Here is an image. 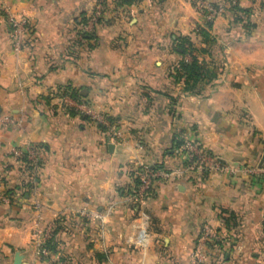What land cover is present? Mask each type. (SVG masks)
<instances>
[{
	"label": "crops",
	"instance_id": "0c3cea01",
	"mask_svg": "<svg viewBox=\"0 0 264 264\" xmlns=\"http://www.w3.org/2000/svg\"><path fill=\"white\" fill-rule=\"evenodd\" d=\"M97 2L14 0V13L30 26L18 52L0 11V115L15 120L0 126V191L9 196L0 201V264H14L17 251L22 263L47 264L50 257L37 255L34 228L58 220L66 229L56 235L54 264L66 246L70 259L87 264H191L203 232L217 227L232 237L226 247L236 244L226 257L210 248L211 264H260L264 176L182 173L157 177L143 200L128 191L139 167L178 168L177 138L197 140L227 163H261L264 2L238 0L253 10L255 27L245 36L230 10L206 20L191 0H104L90 46L75 18L90 15ZM180 37L217 73L199 93L184 92L175 76L180 61L191 60ZM66 86L112 118L123 138L81 115L68 94L73 103L61 107L55 94ZM32 145L41 149L34 173L17 154ZM230 216L236 226L225 230L221 217Z\"/></svg>",
	"mask_w": 264,
	"mask_h": 264
},
{
	"label": "built area",
	"instance_id": "2783aa9c",
	"mask_svg": "<svg viewBox=\"0 0 264 264\" xmlns=\"http://www.w3.org/2000/svg\"><path fill=\"white\" fill-rule=\"evenodd\" d=\"M14 0H0V9L5 14L7 23L9 25L12 39L14 42V49L16 51H20L23 49L25 45L26 38L30 32L29 22L22 16L14 13L12 9V2ZM194 3L197 11L204 15L206 20H213L218 15L227 11L228 7L236 3L238 0H226L223 3L214 4L209 0H191ZM103 13V3L97 2L94 11L92 13V17L89 19L88 23L83 26L84 31H91L95 25V22L99 17L102 16ZM64 98V105L70 104L71 99L67 95H62ZM76 109L81 115L88 116L92 121L96 123H100L108 129V134L115 139L121 140L123 138L122 130L112 121H110L107 116L98 110L91 103L86 102H77ZM14 119L8 115H0V125L7 126L11 123H14ZM29 159L33 163H37L41 159V149L38 145H32L27 150ZM174 153L180 159V165L178 168L174 170H155L152 166H144L136 169V175L140 179L139 188L137 192L133 195L135 200H143L144 197L148 193L152 191L154 188V181L157 177L163 178L164 180H168L173 174L182 173H202L204 171L212 172H228L231 174H247V175H256V176H264V163H257L254 165L246 164L243 162L236 161L234 163H227L223 161L219 156L215 153L211 152L208 148L202 145L199 141L184 138V142L177 148L174 149ZM17 154H21L22 152H17ZM9 196L0 191V201L8 202ZM54 224L50 225L49 232L45 233V242L44 249L47 251V247L45 248V243L52 235ZM206 233H204L203 239H206L209 236V228H206ZM36 237L38 235V241L36 239V244L41 246V241L39 242V231L35 229ZM47 253V252H46ZM201 249L198 247L191 254V264H201L204 260V256L200 255Z\"/></svg>",
	"mask_w": 264,
	"mask_h": 264
},
{
	"label": "trees",
	"instance_id": "16d2710c",
	"mask_svg": "<svg viewBox=\"0 0 264 264\" xmlns=\"http://www.w3.org/2000/svg\"><path fill=\"white\" fill-rule=\"evenodd\" d=\"M103 3L104 0H101ZM128 2H132L133 0H127ZM227 10H230L232 13V22H233V27L235 28H241L245 31V36L251 35V30L255 27V24L252 23L251 21V15L253 10L251 8H244L240 7L239 2L237 1L236 3L231 4ZM92 13L94 11V7L90 10ZM92 13L89 15V12L87 10L82 11L79 13V15L75 18V22H77L78 26L81 27V30L78 32L80 33V40L82 42H89V45L92 46L91 41L96 39V34L94 31V27L96 26V23L100 20L101 17L97 19L95 22V25L91 31H84L83 26L86 25L89 21V19L92 17ZM212 21L207 22V26L210 27L212 25ZM200 33L203 36V39L205 41H211L212 37L210 36L209 32L207 29H200ZM79 42V45H82L83 43ZM179 47L182 50L183 54H191V60L185 61V59L180 61L179 67L176 68V78L178 79V82H180L183 91L187 93H199L200 92V85L202 82H209L212 79L217 77L216 71L213 69H209L206 67L205 64L200 63L199 60L195 55H193V46L191 41L187 37H180L179 38ZM61 90V89H60ZM59 90V91H60ZM60 93V92H59ZM64 94H68L71 96L73 99H75L78 102H86L90 103L89 100L83 98V95L76 89L71 88L70 86H66L63 88L61 91V96ZM172 101L175 99L171 98ZM84 117H88L84 115ZM89 118V117H88ZM108 119H111L110 121L113 122L112 118L108 117ZM99 126H101L103 129H106V127L100 123H98ZM184 142V138H177L176 141L174 142L172 146V150L175 148L179 147L182 143ZM40 147V146H39ZM174 152V151H173ZM175 154V153H174ZM22 160H24L27 165V170L30 171L31 173H34V170L36 167L40 166L41 164V159L35 164L33 163L28 156L27 151L23 153L22 155ZM35 164V167H34ZM155 170H168L166 165L164 163H159L154 166H152ZM203 173L207 174L208 171H204ZM139 183L140 179L135 173V179H134V184L131 189H129L128 193L131 195H134L138 188H139ZM155 192V187L152 188V191L148 193L146 196H149V194H154ZM233 216L230 217H221L223 226L225 230H230L232 227L236 226V220H232ZM263 228H264V221H263ZM66 227H64L62 224H60V221H56L54 223L53 231L51 237L48 239L46 242L45 246L49 249L55 252L58 248L59 241H57L56 235L59 231L65 230ZM264 230V229H263ZM230 238L229 235H226L221 227H217L215 230H212L211 233H209V237L207 239V244L210 246V248H220L223 250V256L226 257V255L229 253V250L233 248L236 244V240H231L230 241V246H227V241Z\"/></svg>",
	"mask_w": 264,
	"mask_h": 264
},
{
	"label": "rangeland",
	"instance_id": "374dc122",
	"mask_svg": "<svg viewBox=\"0 0 264 264\" xmlns=\"http://www.w3.org/2000/svg\"><path fill=\"white\" fill-rule=\"evenodd\" d=\"M259 1H261V2H264V0H259ZM223 2H225V1H223ZM222 2V3H223ZM95 5L96 4H94V7H95ZM91 10V9H90ZM0 11H1V9H0ZM226 12V11H225ZM224 12V13H225ZM224 13H222V14H224ZM222 14H220V15H222ZM4 15V14H3ZM220 15H218V16H220ZM217 16V17H218ZM5 17V16H4ZM23 17V16H22ZM215 19V18H214ZM7 21V20H6ZM10 37H11V43H12V47H13V50L14 51H16L15 49H14V42H13V39H12V35H11V31H10ZM16 52H18V51H16ZM55 98H57V100H58V103L59 104H61V107H64L63 106V99L64 98H62V96L60 95V94H57V96H56V94H55ZM69 100H72V99H69ZM71 103H73L72 101H71ZM67 106H70V104L69 105H67ZM91 120V119H90ZM109 120H111V119H109ZM98 124V123H97ZM0 126H2V125H0ZM106 130V133L108 134V129H105ZM218 156V155H217ZM23 165H25V167H26V165H27V163L24 161V164ZM34 167H35V164H34ZM37 168V167H36ZM131 189V188H130ZM150 196L152 195V194H149ZM51 223L52 222H48V223H43V225H41L40 227H35L34 228V234H35V238H37V241H38V235H37V237H36V233H35V229L36 230H38L39 231V234H40V237H39V242L41 241V246H39L38 244H36V239H34V242H35V248H36V251H37V255L38 256H42V257H45V256H48V257H50L48 260L47 259H45V260H47L46 261V263L47 264H54V260H55V256H53V255H55L57 252H58V248H57V250L55 251V252H53L52 250H49L48 248H46V246H45V248L47 249V251L44 249V242H45V233L47 234L48 232H49V228H50V225H51ZM54 224V223H53ZM204 233H206V231H204L203 232V236H204ZM209 237V236H208ZM208 237L206 238V239H203L202 241H200V243L197 245V248L198 247H200V249H201V253H200V255H203L204 256V260H203V262L201 263V264H211V262L212 261H216V260H213V254L210 252V246L207 244V239H208ZM57 241L59 240L58 239V236L55 238ZM46 244V243H45ZM87 246H88V248H87V251H89V252H95L96 250H91V249H93V246H91V245H88L87 244ZM90 246V247H89ZM212 249H214V248H212ZM76 250V249H75ZM71 249L70 248H68L67 246L65 247V249L63 250V251H60L61 252V254H60V256H59V258H58V260H56V261H58V263L59 264H87V262L88 261H85V260H79L78 261V259L76 260V259H70L69 258V253H71ZM47 252V253H46ZM54 259H53V258ZM50 259H53V260H50ZM220 260L221 259H224V258H219ZM49 261L51 262V263H49ZM90 261H93V262H91L90 264H98V263H103V261H98L97 259H93V260H90ZM260 264H264V259L261 261V263Z\"/></svg>",
	"mask_w": 264,
	"mask_h": 264
},
{
	"label": "water",
	"instance_id": "95a60500",
	"mask_svg": "<svg viewBox=\"0 0 264 264\" xmlns=\"http://www.w3.org/2000/svg\"><path fill=\"white\" fill-rule=\"evenodd\" d=\"M110 148H112V145H110ZM263 163H264V156L261 161V164ZM22 259H23V254L20 251H17L15 254L14 264H26V263H22Z\"/></svg>",
	"mask_w": 264,
	"mask_h": 264
}]
</instances>
